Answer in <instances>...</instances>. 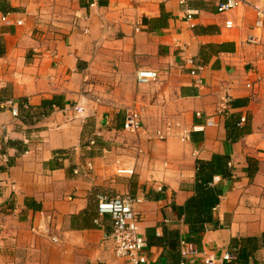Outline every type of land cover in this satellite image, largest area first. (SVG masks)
I'll list each match as a JSON object with an SVG mask.
<instances>
[{
  "label": "crops",
  "instance_id": "1",
  "mask_svg": "<svg viewBox=\"0 0 264 264\" xmlns=\"http://www.w3.org/2000/svg\"><path fill=\"white\" fill-rule=\"evenodd\" d=\"M256 3L220 13L215 0H0V264H125L111 217L98 211L100 197L123 195L139 200L150 264L226 252L264 264ZM7 13L24 24L1 22ZM139 69L160 76L139 84ZM130 108L142 115L138 133L124 130ZM168 121L181 127L158 137ZM195 125L205 130L182 141ZM221 155L231 176L214 175V221L193 233L179 208L197 194L200 163ZM184 242L195 252L182 255Z\"/></svg>",
  "mask_w": 264,
  "mask_h": 264
},
{
  "label": "built area",
  "instance_id": "2",
  "mask_svg": "<svg viewBox=\"0 0 264 264\" xmlns=\"http://www.w3.org/2000/svg\"><path fill=\"white\" fill-rule=\"evenodd\" d=\"M21 2H28L31 0H20ZM184 1V0H183ZM217 9L220 13H226L236 10L243 4V0H215ZM263 1L264 0H260ZM253 8L256 12L255 28L262 29L264 27V6L261 4H253ZM193 12H188V18L191 19ZM1 22L5 24H16L23 25V19H13L11 14H4L1 18ZM228 28L234 26L233 21L229 20L226 22ZM250 41L257 43L258 39L255 36H250ZM51 56L57 59V54L54 51H50ZM194 74L196 72H193ZM160 74L156 70L149 69H139L137 71V81L139 84H147L158 80ZM247 88L253 89L251 83L247 84ZM229 101L228 97L226 102ZM78 111H82V108H78ZM12 113L14 116H18V108L13 107ZM197 115H201L200 112ZM246 118L243 117L239 125L243 124ZM209 124H213L210 121ZM143 126L141 112L135 108H130L126 112L124 130L130 133H138ZM181 127L180 123L168 121L166 128L157 131V136L160 138H165L174 134V128ZM205 126L195 125L192 129L183 128L181 131V140H190L191 133L194 131H203ZM2 147L0 146V151ZM141 150V149H140ZM93 170V163L88 162L83 172L86 174ZM79 169L75 170V173H80ZM118 172L120 174H133V169L119 168ZM221 180L220 176H216L212 183ZM139 202L138 199L134 198L132 195L116 196L114 198L100 197L98 202V211L100 215H109L113 221V232L111 237L114 239L116 245V254L118 257L125 260V264H150L149 259L145 250L148 247V240L141 231V222L138 211L136 210V205ZM195 252L193 245L186 242L183 243L181 254L188 256L190 253ZM236 255L231 252H226L221 259L217 256L209 253H205L203 261L205 264H232L236 260ZM181 264H187V261L183 260Z\"/></svg>",
  "mask_w": 264,
  "mask_h": 264
},
{
  "label": "trees",
  "instance_id": "3",
  "mask_svg": "<svg viewBox=\"0 0 264 264\" xmlns=\"http://www.w3.org/2000/svg\"><path fill=\"white\" fill-rule=\"evenodd\" d=\"M227 156H216L209 162H201L198 174L197 194L189 199L184 207H180L181 214L187 216L193 233H202L207 225L214 221L213 210L220 201V192L211 185L215 174L231 176L227 165ZM189 217V218H188ZM235 263V261H233ZM236 264V263H235Z\"/></svg>",
  "mask_w": 264,
  "mask_h": 264
}]
</instances>
